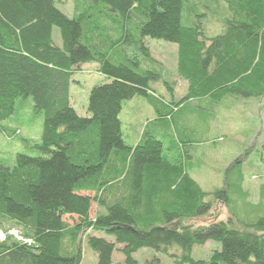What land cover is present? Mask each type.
<instances>
[{
  "label": "trees",
  "instance_id": "1",
  "mask_svg": "<svg viewBox=\"0 0 264 264\" xmlns=\"http://www.w3.org/2000/svg\"><path fill=\"white\" fill-rule=\"evenodd\" d=\"M187 1L73 0L68 18L56 0H0V136L19 102L31 100L43 118L39 143L26 144L35 156L17 154L11 166L0 159V264H81L83 245L97 264H112L115 251L123 256L119 264H139L134 255L141 250L153 252L144 264L161 257L173 264H264V186L251 202L243 187L246 152L226 167L221 188L204 192L191 177L192 140L170 138L165 150L145 131L135 146L122 136V105L135 97L165 122L193 100L218 106L227 97L264 99V0H207L228 13L214 37L200 23L182 24ZM148 38L176 45L177 76L187 84L181 101L152 91L159 74L141 67L150 57ZM90 63L107 82L89 91L81 117L70 88ZM202 117L199 127L209 125L211 117ZM215 203L227 209V221L183 223L206 216ZM210 241L219 251L195 261L193 248Z\"/></svg>",
  "mask_w": 264,
  "mask_h": 264
},
{
  "label": "rangeland",
  "instance_id": "2",
  "mask_svg": "<svg viewBox=\"0 0 264 264\" xmlns=\"http://www.w3.org/2000/svg\"><path fill=\"white\" fill-rule=\"evenodd\" d=\"M56 1V7L68 18H72L73 0ZM186 7L187 10L183 12L182 18L184 26L200 23L206 37H214L221 33L225 19L228 17L224 5L216 1L188 0ZM52 39L57 47L61 46L59 31L56 28L52 31ZM146 47L150 57L149 60H141V67L159 74L158 80L150 84L152 91L165 100L172 97L174 102L181 101L187 93V84L177 76L176 45L148 38ZM95 69L93 63L86 64L73 77L74 81L79 82L71 85L70 104L81 117L87 116L86 105L89 91L93 87L107 82L106 79L105 82L103 81V76L98 75L99 73ZM230 98L217 108V112L213 113L214 122L208 125L210 130L204 136L196 134V132L190 134L184 130V127L191 126L193 122L199 127L200 116L197 115L192 119V115L188 112L189 109L197 111L198 107L195 105H188L172 121H167L166 128H164L165 121H156L157 116L148 101L142 97H135L123 103L119 116L122 122L124 141L126 143L135 142L138 137H141L143 131L154 134L162 140L165 150L169 149L173 142L168 141L170 138L175 139L173 144L192 140L193 144L188 147L192 156L191 163L194 166L191 177L195 182L197 181L204 192L221 188L223 185L221 178L226 167L246 152V155L242 157L244 162L242 164L244 169L243 187L248 192L249 200L257 202L260 187L264 186V99H239V101L232 99L235 97ZM181 106L183 105L181 104ZM213 111L212 107L207 109V113ZM42 123L43 118L34 113L31 100L19 102L16 106L15 116L3 123V127H6L7 130L0 136V159L4 160L6 165L11 166L17 154L35 156L36 152L29 151L26 144L39 143ZM174 128L180 130L182 136L179 134L178 137V131L176 132ZM11 131L16 132V137L10 133ZM95 211L96 206L94 205L91 211L92 218ZM229 218L230 214L227 209L223 205L215 203L206 216L182 221L184 224L197 226L207 224L210 220L225 222ZM8 235L19 241L22 240L19 231L15 229L8 230ZM5 237L6 232L0 229V241H3ZM25 241L28 242V240ZM219 249L218 243L210 241L203 246L194 247L192 258L195 261H206L213 252L219 251ZM152 256V251L141 250L136 258L139 264H144ZM113 258L115 263L118 252H114ZM83 259V264H97L96 255L84 245ZM160 264L173 263L169 258L161 257Z\"/></svg>",
  "mask_w": 264,
  "mask_h": 264
},
{
  "label": "crops",
  "instance_id": "3",
  "mask_svg": "<svg viewBox=\"0 0 264 264\" xmlns=\"http://www.w3.org/2000/svg\"><path fill=\"white\" fill-rule=\"evenodd\" d=\"M85 66V65H84ZM94 67L96 68L95 70H96V72H97V65L96 64H94ZM98 75H100V74H98ZM101 77H102V75H100ZM103 81L105 82V78L103 77ZM75 82H79V81H75ZM227 99H231L230 97H227L226 98V100ZM232 99H238L239 100V98H232ZM250 100V99H249ZM257 100V99H256ZM240 101V100H239ZM251 101H253V100H251ZM186 104V105H185ZM184 104V106H183V110L188 106V105H190V104H192V105H195V107H198V109H197V111L196 110H194V109H189V113L193 116L194 114H196V115H198V116H203V117H206V116H210L211 117V121H210V124H211V122H214V112H217V108L218 107H220L221 105H214V104H211L210 102H209V100L208 99H200V100H193V101H189V102H186ZM210 106V107H209ZM212 107V109H214V111L212 112V113H207V109L208 108H211ZM182 110V111H183ZM209 111V110H208ZM121 112H122V110H121ZM121 114V113H120ZM84 117V116H83ZM120 122H121V120H120ZM193 122V121H192ZM166 122H164L163 123V126H164V128H166ZM190 127H192V129H189ZM190 127H188V129H185V131L187 132V133H190V134H192V131H194V132H196L197 134H199V135H206L207 134V132L210 130V127L207 125V123L204 121V123H203V126L202 127H198V126H196L195 124H194V122H193V124L190 126ZM174 130H177L178 131V129H176V128H174ZM121 131H122V136L124 135L123 134V130H122V122H121ZM165 136V135H164ZM168 136V135H167ZM123 139H124V137H123ZM139 140H140V137H138L137 138V140L135 141V142H132V143H126L127 145H130V146H135L138 142H139ZM196 174V173H195ZM194 179V178H193ZM196 183H197V181H196ZM198 184V183H197ZM198 186H199V184H198ZM200 187V186H199ZM138 253H136L135 255H134V258H135V260L139 263V261H138V259L136 258V255H137ZM123 262V256L120 254V253H118V258L116 259V261H115V263H114V258H113V256H112V264H119V263H122ZM84 263V259H83V261H82V263L81 264H83Z\"/></svg>",
  "mask_w": 264,
  "mask_h": 264
},
{
  "label": "built area",
  "instance_id": "4",
  "mask_svg": "<svg viewBox=\"0 0 264 264\" xmlns=\"http://www.w3.org/2000/svg\"><path fill=\"white\" fill-rule=\"evenodd\" d=\"M15 234V233H14ZM2 238H3V236H2ZM3 240V239H2Z\"/></svg>",
  "mask_w": 264,
  "mask_h": 264
}]
</instances>
